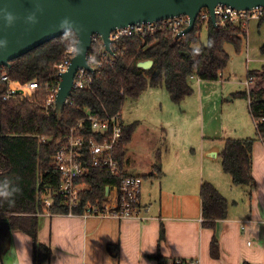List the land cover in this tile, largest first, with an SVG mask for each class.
<instances>
[{
    "label": "trees",
    "instance_id": "trees-1",
    "mask_svg": "<svg viewBox=\"0 0 264 264\" xmlns=\"http://www.w3.org/2000/svg\"><path fill=\"white\" fill-rule=\"evenodd\" d=\"M202 28L196 24L192 31L177 40L166 30L144 39L138 35L124 37L117 43L119 54L114 66L104 67L100 75L93 76L89 89L73 92L59 116L55 106L47 107L48 94L43 85L53 80L55 66L76 39L74 34L54 38L9 61L8 67L0 66V179L10 178L21 189L13 202L0 201V215L37 244L38 216L64 214L67 210L55 195L51 208L46 209L43 201L59 184L60 177L52 157L58 149L57 141L68 133V127L88 111L98 116L120 114L126 98L137 99L148 87L163 86L170 100L180 104L193 93L188 81L190 76L216 81L229 61L224 45L232 44L238 50L246 32L229 24L216 29L209 22L206 25L207 44L195 46ZM260 52L264 54V45ZM145 60L153 62L148 70L137 66ZM3 76L9 82L21 85L36 81L40 87L19 94L15 99H4L8 84L1 80ZM249 76H254L256 88L253 86L249 93L240 96L248 98L249 95V110L256 122L257 137L264 141V68L249 72ZM136 125L122 127L120 145L116 149L121 173L112 176L92 169L85 179L88 188L81 196L84 205L101 201L106 187L109 190L119 188L122 178L127 175L121 167L125 146ZM252 144V139L227 138L224 141L219 157L222 170L230 176L234 186L255 185L251 175ZM199 196L204 227H214L216 221L226 218L227 201L211 183L201 184ZM107 248L111 250V247ZM212 249H217L215 239Z\"/></svg>",
    "mask_w": 264,
    "mask_h": 264
},
{
    "label": "crops",
    "instance_id": "crops-1",
    "mask_svg": "<svg viewBox=\"0 0 264 264\" xmlns=\"http://www.w3.org/2000/svg\"><path fill=\"white\" fill-rule=\"evenodd\" d=\"M202 87L210 88L208 83ZM201 111L203 131V108L195 113ZM190 119V114L180 110L173 125L159 123L162 133L154 135L168 144L162 155L152 148V163L130 152L139 123L126 145L123 172L134 175L131 171H138L137 165L144 171L135 175L143 176L140 203L147 208L146 221L44 213L38 216L34 244L0 216V264H159V259L173 258L199 259L201 264H264V141L257 137L256 122L250 117L248 127L233 128L235 136L228 137L229 130L222 126L220 134L213 132L210 121L208 134L197 139L196 148L195 142H187ZM227 138L253 140L254 186H234L231 178L228 181L221 175L219 153ZM206 161L209 169L205 172ZM203 182L211 183L228 205L226 218L210 228L202 224L199 189ZM235 187L248 198L243 199L245 194Z\"/></svg>",
    "mask_w": 264,
    "mask_h": 264
},
{
    "label": "built area",
    "instance_id": "built-area-1",
    "mask_svg": "<svg viewBox=\"0 0 264 264\" xmlns=\"http://www.w3.org/2000/svg\"><path fill=\"white\" fill-rule=\"evenodd\" d=\"M215 24L217 27H224L227 24L246 32L251 21L264 22V7H257L251 10H236L234 8L217 5L213 9ZM211 23V15L207 9L200 10L195 20V25L205 26ZM189 19L180 16L169 20L137 24L123 29H116L109 35L110 51L105 48L103 39L99 35H93L91 46L86 56L88 68L80 67L74 76L71 91L87 90L91 87L93 76L101 74L104 67H112L116 63L119 49L117 43L124 37L138 35L141 38L154 36L161 30H166L173 36L182 33L187 27ZM63 54L62 60L55 66L54 78L50 83L44 84L47 95V107L55 106L56 95L59 91L61 75L65 73L72 59L76 55L70 51L76 41L74 40ZM196 76H190L195 79ZM1 80L8 84L5 90L4 99H15L19 94L29 93L37 89L39 84L31 81L26 84L9 82L6 76ZM255 81L254 76H249L244 82L247 90ZM248 102L250 104L249 95ZM69 103V99L66 105ZM123 124L119 113L112 116H98L85 112V115L73 125L68 127V133L57 141V150L52 160L59 174L60 181L56 189L49 197H45L43 205L49 209L53 205V196H57L65 207L69 217L81 216L115 218V219H136L146 221L147 208L140 203L142 192V178L135 175H126L122 178L119 188L108 191L107 196L95 203L84 205L82 194L88 185L85 181L92 169H97L112 176L121 173L119 163L116 159V149L120 145ZM44 142L45 139L42 138ZM159 264H201L199 259H163Z\"/></svg>",
    "mask_w": 264,
    "mask_h": 264
},
{
    "label": "water",
    "instance_id": "water-1",
    "mask_svg": "<svg viewBox=\"0 0 264 264\" xmlns=\"http://www.w3.org/2000/svg\"><path fill=\"white\" fill-rule=\"evenodd\" d=\"M224 5L236 10L264 7V0H0V66L22 57L44 43L66 34L75 35L77 52L68 69L61 75L55 111L59 116L72 95L74 76L80 67L88 68L86 56L93 35L103 39L110 51L109 35L116 29L186 16L187 27L175 40L193 30L200 10L207 9L216 29L213 9ZM4 13L16 18L11 26L3 20ZM28 17H32L31 20ZM67 23H63V22ZM151 60L137 66L148 70ZM108 187L104 196L108 194Z\"/></svg>",
    "mask_w": 264,
    "mask_h": 264
},
{
    "label": "rangeland",
    "instance_id": "rangeland-1",
    "mask_svg": "<svg viewBox=\"0 0 264 264\" xmlns=\"http://www.w3.org/2000/svg\"><path fill=\"white\" fill-rule=\"evenodd\" d=\"M257 24L254 21L248 24L245 35L241 37L242 42L238 50L232 44L227 43L224 45V49L229 55V61L221 73L222 77L220 75L216 81L200 80L198 77L189 79V86L193 93L187 96L180 104H174L170 100L163 86L148 87L137 99H125L120 111L123 126L134 123L140 124L135 145L130 147V152L135 157L152 163L154 161L151 156L153 147L161 155L163 154V147L168 143L163 140L162 136L154 135V132L158 131L159 134L162 133V128L159 127L160 122L173 125L180 110L191 116V126L187 142H195L196 148L198 146L197 139L208 134V124L210 121L213 123V132L220 134L222 126L229 130L228 137L235 136L231 132L233 128L236 131L237 127L241 125L242 127H248L251 117L250 110L248 109V99L245 100L246 97L240 95H242L241 93H249L250 88L254 86V84H251L249 90H247L244 84L248 79L249 72L259 71L264 68V54L260 52V48L264 45V22L260 26ZM207 35L208 32L204 26L200 32L199 41L195 46L206 45L208 41ZM220 80L223 81L220 82ZM202 83H208L209 90L206 87H202L200 90ZM201 108H203V131L202 111L195 113L196 110ZM197 114L199 116L194 118ZM193 127H195V131ZM145 147H148V149L145 155H143L141 151ZM130 159H132V155ZM133 162L138 163L137 159H133ZM205 163L206 172L209 168H207L208 162L206 161ZM137 169L138 171H131L132 174L135 175L143 170L142 166L139 165H137ZM219 169L222 171L221 175L229 181V175L224 173L221 166ZM219 188L223 190L222 185ZM241 188L246 189L248 186H241ZM241 188L235 187V190L244 193ZM244 194L243 199L248 198L247 194Z\"/></svg>",
    "mask_w": 264,
    "mask_h": 264
},
{
    "label": "clouds",
    "instance_id": "clouds-1",
    "mask_svg": "<svg viewBox=\"0 0 264 264\" xmlns=\"http://www.w3.org/2000/svg\"><path fill=\"white\" fill-rule=\"evenodd\" d=\"M15 17L11 13H4L3 20L6 24L11 26L15 21ZM29 20L32 17H28ZM63 23H67L66 21ZM75 44V41H73ZM71 52L76 53L78 50L76 47L70 49ZM21 189L18 186V183L10 178L0 179V201L13 202L14 198L20 193Z\"/></svg>",
    "mask_w": 264,
    "mask_h": 264
}]
</instances>
